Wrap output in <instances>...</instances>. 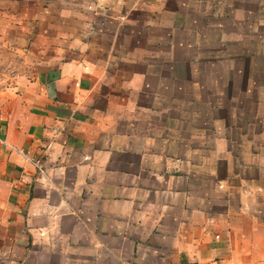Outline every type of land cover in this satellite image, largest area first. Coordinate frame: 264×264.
I'll list each match as a JSON object with an SVG mask.
<instances>
[{
  "label": "crops",
  "instance_id": "1",
  "mask_svg": "<svg viewBox=\"0 0 264 264\" xmlns=\"http://www.w3.org/2000/svg\"><path fill=\"white\" fill-rule=\"evenodd\" d=\"M89 1L144 21L0 99V264H264V0Z\"/></svg>",
  "mask_w": 264,
  "mask_h": 264
},
{
  "label": "rangeland",
  "instance_id": "2",
  "mask_svg": "<svg viewBox=\"0 0 264 264\" xmlns=\"http://www.w3.org/2000/svg\"><path fill=\"white\" fill-rule=\"evenodd\" d=\"M99 9L89 0H0V99H10L21 82L41 74L69 40L91 39L105 47L116 40L119 55H128L122 46L136 39L130 29L144 16L136 12L118 20Z\"/></svg>",
  "mask_w": 264,
  "mask_h": 264
},
{
  "label": "built area",
  "instance_id": "3",
  "mask_svg": "<svg viewBox=\"0 0 264 264\" xmlns=\"http://www.w3.org/2000/svg\"><path fill=\"white\" fill-rule=\"evenodd\" d=\"M23 154H25L27 157H28V159L30 160V161H32V162H34V163H37V160L34 158V157H32L29 153V151H21ZM40 234H42L43 235V232H40Z\"/></svg>",
  "mask_w": 264,
  "mask_h": 264
}]
</instances>
